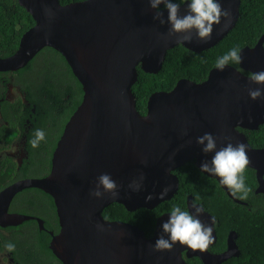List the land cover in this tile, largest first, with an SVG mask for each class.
<instances>
[{"label": "water", "instance_id": "obj_1", "mask_svg": "<svg viewBox=\"0 0 264 264\" xmlns=\"http://www.w3.org/2000/svg\"><path fill=\"white\" fill-rule=\"evenodd\" d=\"M17 2L34 25L22 34L12 55L0 57V72L18 71L41 50L51 48L65 59L83 96L56 143L48 175L17 181L0 191V226L33 219L9 213V206L17 193L36 188L50 195L55 205L59 230L50 232L49 249L61 264H187L183 253L203 264H221L238 257L234 232L222 254L179 244L171 251L157 252L154 246L170 213L156 220L152 236L147 237L137 226L104 219L102 212L114 203L133 212L169 201L179 188L176 169L193 161L201 172L202 162L211 161L214 153H203L196 143L206 132L218 138L217 149L229 142L246 144L248 168L255 171L257 180L255 193L264 196V148H253L243 132L264 124V96L252 101L248 95L249 88L264 92V86L249 81L250 73L264 71V33L253 47L240 50L243 62L238 68L227 65L220 72L215 67L201 82L181 79L170 91L151 94L143 115L132 92L137 68L158 73L168 50L181 45L200 53L216 46L235 27L240 0H218L230 11V22L222 18L208 42L198 41L193 34L191 43L181 42L175 34L168 36L167 10L160 6L166 21L161 25L153 19L155 12L148 0H82L65 5L59 0ZM187 2L181 4V15ZM104 173L121 186L118 198L106 195L97 200L89 195ZM141 173L143 188L132 192L127 186ZM201 173L215 179L234 202L245 204L218 177ZM165 187H170L168 194L163 200L156 198ZM149 195L153 199L147 200ZM192 204L188 196L187 211H192ZM199 219L212 224L211 247L216 241L215 218L204 209Z\"/></svg>", "mask_w": 264, "mask_h": 264}, {"label": "trees", "instance_id": "obj_2", "mask_svg": "<svg viewBox=\"0 0 264 264\" xmlns=\"http://www.w3.org/2000/svg\"><path fill=\"white\" fill-rule=\"evenodd\" d=\"M78 1L82 0H59L61 5ZM186 1L188 0H173L180 5ZM240 2V14L235 27L216 46L195 53L178 45L167 51L158 73H144L140 67L137 68L138 77L132 92L140 114H145L151 94L170 91L181 79L201 82L216 67L217 59L230 49L241 50L244 47H253L257 43L264 33V0ZM33 25L31 15L18 4L17 0H0V57L12 55L18 48L22 34ZM229 65L238 68V64ZM29 71H31L29 74L34 73L40 77L37 91H29L27 97L36 104L35 126L37 129L45 127L47 120L52 119L56 126L63 130L65 123L82 101V86L72 74L65 59L51 48L41 50L24 68L13 73L23 76ZM29 87L35 88V85L30 83ZM243 132L252 147L264 148V124L257 130ZM173 173L179 180V188L169 201L160 203L152 210L140 208L133 212H128L122 205L114 203L103 210V218L137 226L147 237H151L156 220L162 214L170 213L175 206L187 210L186 199L191 196L193 202L201 204L216 220L217 241L210 248V252L223 251L226 248L228 234L232 231L236 234L235 242L240 255L222 264H264V196L255 193L257 188L255 171L248 167L245 170V182L251 189L248 198L240 200L245 204L234 202L218 182L202 174L193 161L185 163ZM49 197L51 198L50 195ZM52 204L55 209L54 203ZM40 237L44 239L42 243L45 244L50 257L56 259L47 246L49 235L40 232Z\"/></svg>", "mask_w": 264, "mask_h": 264}, {"label": "clouds", "instance_id": "obj_3", "mask_svg": "<svg viewBox=\"0 0 264 264\" xmlns=\"http://www.w3.org/2000/svg\"><path fill=\"white\" fill-rule=\"evenodd\" d=\"M148 3L155 12L153 19L159 21L161 25L166 23L160 9L161 5L164 6L168 14L167 23L170 25L167 35L172 36L175 34L184 43H191L193 34H195L198 41L208 42L212 38L214 26L220 25L222 18L229 21L231 15L230 11L224 9L218 0H188L183 15H181V5L173 2V0H148ZM224 26L227 27V23ZM242 62L241 51L238 48H232L217 59L216 68L223 72L230 63L241 64ZM249 81L255 85L264 86V71L250 73ZM248 95L252 101H256L264 96V92L261 88H249ZM45 139L46 134L42 129L35 130L34 138L31 140L32 147L38 148ZM217 139L209 132L196 139V143L202 146L203 153H214L210 162H202L201 172L218 177L220 183L228 188L233 197L246 200L251 191L245 182V170L250 164L247 146L244 143L233 145L229 142L226 146L217 149ZM144 179V174L141 173L138 180H133L128 184V189L132 192L141 191ZM120 187L110 174L104 173L98 177L95 188L90 191L89 195L97 200L103 199L106 195L116 199L120 195ZM169 191L170 187L163 188L156 198L163 200ZM146 199L151 200L153 196L149 195ZM202 207L193 203L191 212L182 210L179 206L173 207L169 219L162 224L163 234L156 240L154 250L157 252L171 251L177 244L192 250H207L214 242L213 227L212 224H205L199 219L204 213ZM97 227L101 231L103 230L102 225H97ZM165 236L168 238L166 239ZM5 247L9 252L15 250V245L12 243L6 244Z\"/></svg>", "mask_w": 264, "mask_h": 264}, {"label": "flooded vegetation", "instance_id": "obj_4", "mask_svg": "<svg viewBox=\"0 0 264 264\" xmlns=\"http://www.w3.org/2000/svg\"><path fill=\"white\" fill-rule=\"evenodd\" d=\"M29 73L31 71L19 76L13 72H0V191L17 181L47 176L55 148L53 146L62 133V129L56 126L54 120L47 118L46 126L40 128L46 134L45 141H42L38 148L32 147L31 140L37 130V108L27 97L29 91H37L40 77ZM30 83L34 84L35 88L29 87ZM52 203L54 202L49 195L36 188L25 189L15 195L9 206V213L26 215L33 219L17 226H0V264H61L57 259L50 257L45 244L42 243L44 239L40 237V232L49 235V247L50 232L56 234L59 230L56 209ZM215 224L216 220L214 229ZM8 243L15 245L14 251L6 250ZM226 250L227 243L223 251L210 253L222 254ZM183 257L187 264H203L198 258H187L185 253Z\"/></svg>", "mask_w": 264, "mask_h": 264}]
</instances>
